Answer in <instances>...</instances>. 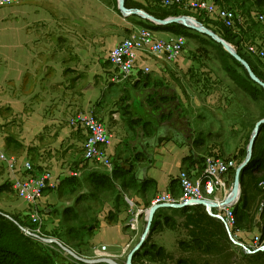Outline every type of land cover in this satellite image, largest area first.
I'll return each mask as SVG.
<instances>
[{
  "label": "rangeland",
  "instance_id": "rangeland-1",
  "mask_svg": "<svg viewBox=\"0 0 264 264\" xmlns=\"http://www.w3.org/2000/svg\"><path fill=\"white\" fill-rule=\"evenodd\" d=\"M62 1L67 2L68 0ZM103 1L105 3H110L114 7L113 13L120 15L122 21L133 24L132 26L134 28H131L130 33L120 42V44L132 34L136 35L139 29L150 31L151 29H149V27H155L157 29L169 27V31L181 34L186 39L185 48L177 62L170 63L161 56H159V58H145L138 63L137 69L127 77L120 75L108 60L109 53L120 44L110 50L107 53L106 58V68H110L115 74L114 81H116L117 78L127 79L138 72H141L143 75L149 74L150 69L143 65L148 59H161L167 64L166 67L169 66L175 70H179L181 74L178 78L179 83H173L175 84L174 86L182 89L181 91L184 98L177 96L178 100H172V106L168 104L166 111L169 113L170 117L173 116L172 118L174 119V122L167 124V128L171 126L173 130L165 129V127L162 126L161 128L164 127V129H160L161 137L166 139H159L156 141L160 142L161 145L166 142L179 149L181 146L185 148L186 155L184 154L181 160L182 168L172 180H170L171 176L169 175H163V178L158 177V179L161 178V180H155V173L157 171L154 167V161L151 163L152 168L146 167L147 170L145 172L137 173L136 167H144V164L149 165L151 161L148 164V161L146 160L147 157L142 154L137 147H130L127 144L128 140L126 143H124L125 140L123 139L119 140L116 146V152H110V149L114 146L115 133L110 131L105 124L99 121L96 118L94 111L91 110L85 113H77L69 118L67 124L68 128L82 137L79 147L81 157L78 155L77 158L74 159L75 162L73 164L61 163L58 173H55L56 169L54 167L47 168L41 173H36L33 163L30 162L31 160H28L29 162L25 161L22 165H19L17 157L6 154L5 152H0V157L3 156L5 159L2 160L0 158V264H9V260L10 264L13 263L15 261L13 257L14 253L17 251L10 248L17 243V237L16 240L13 241L14 236L9 234V227L7 224L14 225L22 232L23 236L32 242L35 241L40 243L41 245L39 247H41L42 254L49 255L50 259L54 261V264H81L75 259L65 255L55 245L41 243L31 236L33 235L43 239H54L46 237L45 235L50 236L55 232L58 233L57 235H64L69 230H76L78 223L72 220L75 217L81 220V223L86 226L94 225L97 222L98 227L101 224L112 226L121 222L127 226L125 231L128 233V239H126L122 254L118 259H115L114 256H110L106 253L107 246H101L99 249H95L90 242V238H85L84 240V242H89L87 247L76 249L75 247L79 242L74 241L69 245L71 249L69 247L67 248L68 250H73L72 252L77 257L89 261L110 259L116 264H126L129 253L140 242L146 229L148 213L151 208L167 204L163 201H156L161 197L170 196L174 199L175 204L169 205H182L177 203L181 193L178 183L179 174L188 173V177L191 178L192 176L189 173L193 171H201L200 169H203L205 158L209 156L225 160H232L233 157H239L241 162L237 163V159H235L236 161L233 160L236 162V168L231 172V177L228 179L229 189L232 191L235 171L246 158L247 146L255 125L262 120L261 117L264 114V92H259L257 85L246 86L245 90L242 86H237L234 81L232 82V79L228 74L222 70L221 62L224 61L225 58L220 52L222 51L228 56L230 55L221 45L217 44L207 36L191 31L185 27L183 28L186 30L177 27L178 24L161 26L151 24L149 21L139 16H124L118 9V0ZM210 1L226 10L235 9L237 15L235 28L243 29V44L239 38L241 35L239 31L237 33V30H234L235 28L231 30L223 29L216 22L204 15L203 12H190L184 8L178 9L167 2V0H144L145 5H147L144 7L150 11L161 9L173 11L175 15L177 13V16L173 15L166 19L183 16L189 17L197 24L202 25L204 28L217 35L227 44L230 43L229 45L233 50H237L236 52L249 57L248 60L253 66L256 65L255 63L264 66V23L257 19L254 20L250 16L251 12H256L257 14L264 16V12L258 10L254 6L253 0ZM18 2L19 0H16L7 6H0V8H6ZM241 7L243 9H241ZM185 21L191 23L190 20ZM158 30L161 31L165 29ZM151 31L154 32L158 38H160L158 36L159 33H163L155 32L153 30ZM252 37L258 38V40H256L258 44L255 47L254 53L248 55L245 47H248V49L250 48L249 41ZM160 39L162 41L169 40L168 37L167 39ZM219 49L221 51H219ZM226 62L230 64L237 74L245 78L243 71L238 65L233 64L229 60ZM236 63L239 64L237 61ZM256 68L264 73L260 67L257 66ZM143 69H147L148 71H143ZM185 91H188L190 94H186ZM174 98L176 97H173V99ZM178 101L180 102V106L179 103L176 104ZM83 115H91L99 124L101 123L106 132L111 136L110 145L106 147L109 162L108 165H103L101 167L84 159L83 146L87 136L81 127L75 123L76 118ZM135 124H137V126H135L136 129L134 130H136V133L138 134L153 136L157 133L153 125L149 123L142 124L138 121ZM175 130H179L180 135H182L180 137H184V144L177 145V140L174 136L175 132L172 133V131ZM115 132L118 134L119 138L125 137L124 135H129L131 137L136 135V133H133V129L129 127L126 132L120 131V134L118 133L119 131ZM136 157H138L139 160H145L137 162L135 160ZM10 160L13 161L14 171L8 167V162ZM26 164L30 165V172L25 171L24 166ZM129 164L134 165L135 168L131 175L129 174L126 176L123 172L118 173L114 171L115 167L120 169L122 168V165L128 169ZM141 164L143 165L141 166ZM4 172L5 177L2 176ZM45 173H50L54 178H58L60 184L55 189H45L43 191L42 199L36 206L39 215L43 218L42 224L39 225L34 224L28 217V214L33 207L29 206L18 197L17 192L14 189V180L18 177H27L28 175L34 177ZM139 177L141 178L139 179ZM131 178L133 179L131 180ZM172 181L175 184L173 188H171ZM106 184L109 186L102 187L107 186ZM261 186L264 187V184ZM50 191L54 192L52 198L42 201L47 198L46 196H49ZM40 208L42 209L39 210ZM181 210L182 209L173 208H161L156 210L152 218L147 238L135 255L143 251L147 240L150 237L149 239L152 244H155L158 247H163L167 252L173 254L175 258H177L179 256V253L177 252V242L184 238V233L179 227L182 223ZM261 210L259 212H261ZM205 212L207 213L206 209ZM42 213L47 216L43 217ZM136 214L138 215L137 218H135ZM164 216L169 217L178 226L177 230L172 231L165 229L162 232H153L155 223H157L156 221L163 223ZM235 227L237 231L241 233L238 240H234L236 243L228 236L227 232L226 234L230 242L231 250L235 255V261L238 262L241 256H251L258 253V251L249 253L250 250H253L251 247L254 246L252 240L255 236H262L261 238L264 240V235H262L261 229L255 225L249 230H245V228L243 229L238 225L236 219ZM104 243L107 244V241ZM22 253H25V251ZM29 253L31 258L27 259L28 264H34V251L30 250ZM136 264L158 263L152 262L146 258Z\"/></svg>",
  "mask_w": 264,
  "mask_h": 264
},
{
  "label": "crops",
  "instance_id": "crops-1",
  "mask_svg": "<svg viewBox=\"0 0 264 264\" xmlns=\"http://www.w3.org/2000/svg\"><path fill=\"white\" fill-rule=\"evenodd\" d=\"M133 1L147 6L144 0ZM113 12L103 0H19L0 8V152L17 157L19 165L31 160L36 173L51 167L58 173L61 163L73 164L81 157L82 137L68 128L69 118L91 110L115 133L110 152H116L119 140H128L151 161L136 167L137 173L152 168L154 161L156 181L177 175L185 148L156 140L166 139L160 129L173 130L167 128L174 119L166 108L177 96L184 98L173 83H179L181 74L161 59H148L143 65L149 74L114 81L115 74L106 68L107 53L134 27ZM138 121L153 125L157 133H136ZM128 127L136 135L119 138L115 131ZM172 133L178 146L185 143L179 130ZM112 226L101 224L90 242L95 249L107 246L106 253L118 259L128 239L127 226Z\"/></svg>",
  "mask_w": 264,
  "mask_h": 264
},
{
  "label": "trees",
  "instance_id": "trees-1",
  "mask_svg": "<svg viewBox=\"0 0 264 264\" xmlns=\"http://www.w3.org/2000/svg\"><path fill=\"white\" fill-rule=\"evenodd\" d=\"M253 4L258 10L264 12V0H253ZM124 6L127 9L143 10L145 13L157 20H164L170 16L175 15V13L170 10L155 9L153 11H150L144 6L134 2L133 0H125ZM241 9L243 8L241 7ZM175 16H177V13ZM177 27L185 29L179 25H177ZM149 29L155 32L169 33L173 36H183L181 34L169 31V27L158 28L165 29L166 31H159L155 27H149ZM256 39L257 37H252L250 42L254 43ZM219 51L221 50L219 49ZM220 53L225 58V60L221 62L222 70L223 72L228 74V76L232 79V82L234 81L237 86H242V88H244L245 90L246 86L249 87V85H256L248 78L245 71L240 67L239 64L236 63V61L232 57L226 55L222 51ZM236 53L248 63L252 72L262 82H264V73L256 68L258 66L262 69V71H264V66H260V64L257 63H255L256 65L253 66L252 63L248 60L249 57H246L239 52ZM228 60L233 64L238 65V67L243 71L245 78L236 73V71L230 66V64L226 62ZM257 88H259V92H264L262 89H260V87ZM261 119H264V114ZM263 134L264 126H261L258 137L253 146L251 161L241 173L240 197L237 205L233 210L234 217L240 227H242L243 229L245 228V230H249L255 225L261 229L262 235H264V187L261 186L262 184H264ZM235 159L238 160L237 163L241 162V159L239 157L232 158V160ZM135 160L137 162H140L144 161L145 159L139 160V158L136 157ZM133 170L134 165L130 164L128 166V169H126V167L120 169H117L115 167L114 169L115 172H123L126 176H128L129 174L131 175ZM200 170L202 171V169ZM132 179L133 178H131V180ZM174 185L175 184L172 181L171 188H173ZM108 186L109 185L102 187ZM261 204H263V207L261 212H259ZM180 213L182 217V223L179 227L184 233V238L180 239L177 242V252L179 253V256L175 258L173 254L167 252L163 247H158L155 244H152L149 237L145 248L141 253H137L135 255L134 259L132 260V264L139 263L140 261H142V259L146 258L158 264H264V251L258 252L257 254L251 256H241L238 262H236L235 255L231 250L230 242L223 225L219 221L208 216L205 212L204 207L197 206L184 208L180 211ZM72 220L78 223L76 230H69L64 235H57L58 233L55 232L53 235L45 236L58 240L66 248H69V245L74 241L79 242L75 247L76 249L87 247L89 245V242H84V240L85 238L92 237L95 230L98 229V222L94 225L86 226L82 224L81 220L77 219L76 217ZM156 222L157 223H155L153 232H162L165 229L176 231L178 228V226L169 217L164 216L163 223H160V221ZM7 225L9 227V234H12L14 236L13 241H15L17 237V243L10 247L13 250H17L15 251L13 256L15 261L11 264H28L27 259L31 258V255L29 253L30 250L34 251V264H54V261L50 259L49 255L42 254L41 247H39L41 245L40 243H37L35 241L32 242L31 240L23 236L22 232L14 225ZM261 237L260 241L263 242L264 240H262ZM24 251L25 253H22ZM8 263L10 264V260L8 261Z\"/></svg>",
  "mask_w": 264,
  "mask_h": 264
},
{
  "label": "built area",
  "instance_id": "built-area-1",
  "mask_svg": "<svg viewBox=\"0 0 264 264\" xmlns=\"http://www.w3.org/2000/svg\"><path fill=\"white\" fill-rule=\"evenodd\" d=\"M15 1L16 0H0V6H7ZM167 2L178 9L184 8L190 12H203L204 15L225 30L235 28V20L237 19L235 9H223L210 0H167ZM250 16L252 19H257L264 23L263 15L251 12ZM234 30H237V33L238 31L241 33L239 38L243 44V29L235 28ZM256 40H258V38ZM256 40L254 43L249 41V49L245 47L248 55L254 53L255 47L258 44ZM185 45L186 39L182 36H171L169 40L162 41L151 30L139 29L136 35L132 34L119 46L113 49L109 53L108 60L120 75L127 77L137 69L138 63L145 58H159V56H161L170 63L177 62L182 55ZM143 71L147 72L148 70L143 69ZM75 123L81 127L87 136L83 146L84 159L101 167L103 165H108L106 147L110 145L111 136L106 132L104 127L91 115L79 116L76 118ZM0 158L5 160L3 156ZM235 163L236 162L233 160L209 156L205 158L202 171H193L189 173L192 176L191 178L188 177V173L179 174L178 183L181 193L180 198L177 200V203L188 204L189 207H196V204L201 201H208L214 204L216 208L207 209L206 211L211 213L214 219L223 224L228 236L232 238L233 241H237L240 237L239 235H241L235 227V217L233 214V210L239 200L228 205H223V202L231 193L228 179L231 177V172L236 168ZM8 167L14 171L12 160L8 162ZM24 168L25 171H31L29 164H26ZM59 184L60 180L54 178L50 173L34 177L28 175L27 177L15 178L14 189L18 197L29 206L33 207L28 217L34 224L41 225L43 222V218L39 215L36 208L42 199L43 191L45 189H55ZM160 201L167 204H175L174 199L170 196L161 197L156 202ZM262 207L263 204H261L259 211ZM42 216L46 217L47 215L45 216L42 213ZM137 216L136 214L135 218H137ZM252 243L254 246L251 247V249L253 250H250L249 253L264 251V241L261 242L260 237L255 236Z\"/></svg>",
  "mask_w": 264,
  "mask_h": 264
},
{
  "label": "water",
  "instance_id": "water-1",
  "mask_svg": "<svg viewBox=\"0 0 264 264\" xmlns=\"http://www.w3.org/2000/svg\"><path fill=\"white\" fill-rule=\"evenodd\" d=\"M119 2V11L124 15V16H139L147 21H149L151 24H156V25H161V26H168V25H172V24H178L182 27H185L191 31H194L196 33H199L201 35L207 36L208 38L212 39L214 42H216L217 44L221 45L225 51L233 58L235 59V61H237L240 65V67L245 71V73L247 74L248 78L254 83L256 84L258 87H260L263 91H264V82H262L251 70V68L249 67L248 63L243 60L241 57H239L236 54V51L232 49V47L227 44L226 42H224L222 39H220L217 35H215L214 33H212L211 31L207 30L206 28H204L202 25L197 24L195 21H193L192 19L188 18V17H179V18H171V19H165V20H157L154 17L146 14L144 11L142 10H129L126 9L124 6V0H118ZM185 20H190L191 23L186 22ZM261 126H264V119L260 120L259 122H257V124L254 127L253 133L250 137L248 146H247V154H246V158L244 159V161L238 166V168L235 171V179H234V184H233V189L230 193V195L224 200L223 205H228L234 201H238L239 200V196H240V174L244 171V169L248 166V164L251 161L252 158V150H253V146L254 143L258 137L259 131ZM196 206H201L204 207L206 210L207 209H212V208H216V206L214 204H211L208 201H201L198 204H196ZM186 207H189L188 204H182V205H169V204H164V205H158L155 207H152L151 210L148 213V218H147V225H146V229L141 237L140 242L136 245V247H134V249L129 253L128 257H127V261L126 264H132V258L135 255V253L142 247L143 243L145 242L150 226H151V222H152V218L154 213L156 212V210L164 208V209H184ZM207 214L214 218L212 216L211 213H209L207 211ZM33 238H35L37 241H40L41 243L44 244H53L56 247H58L65 255L75 259L76 261H78L81 264H116L114 261L110 260V259H101V260H94V261H89L86 259H82L80 257H77L72 251L68 250L66 247H64L60 242L54 240V239H43L37 236H33L31 235Z\"/></svg>",
  "mask_w": 264,
  "mask_h": 264
},
{
  "label": "bare ground",
  "instance_id": "bare-ground-1",
  "mask_svg": "<svg viewBox=\"0 0 264 264\" xmlns=\"http://www.w3.org/2000/svg\"><path fill=\"white\" fill-rule=\"evenodd\" d=\"M76 118V117H75ZM71 122V121H70ZM101 124V123H100ZM108 130V129H107ZM112 134V133H111ZM113 171V170H112ZM109 172V171H108Z\"/></svg>",
  "mask_w": 264,
  "mask_h": 264
}]
</instances>
